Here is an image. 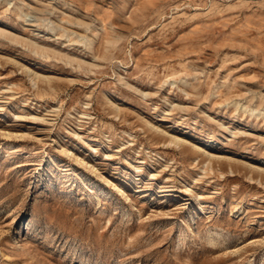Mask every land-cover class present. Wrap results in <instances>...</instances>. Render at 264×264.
Listing matches in <instances>:
<instances>
[{
  "label": "rangeland",
  "instance_id": "1",
  "mask_svg": "<svg viewBox=\"0 0 264 264\" xmlns=\"http://www.w3.org/2000/svg\"><path fill=\"white\" fill-rule=\"evenodd\" d=\"M0 264H264V0H0Z\"/></svg>",
  "mask_w": 264,
  "mask_h": 264
}]
</instances>
